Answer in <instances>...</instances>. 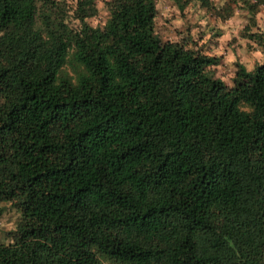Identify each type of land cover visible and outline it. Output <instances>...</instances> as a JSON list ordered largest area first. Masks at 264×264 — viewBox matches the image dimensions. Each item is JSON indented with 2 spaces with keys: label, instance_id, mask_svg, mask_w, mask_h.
Here are the masks:
<instances>
[{
  "label": "trees",
  "instance_id": "obj_1",
  "mask_svg": "<svg viewBox=\"0 0 264 264\" xmlns=\"http://www.w3.org/2000/svg\"><path fill=\"white\" fill-rule=\"evenodd\" d=\"M65 1L0 0V202L19 213L0 264H264V31L225 85L218 57L154 33L155 0L76 28ZM191 1L252 25L264 7Z\"/></svg>",
  "mask_w": 264,
  "mask_h": 264
},
{
  "label": "rangeland",
  "instance_id": "obj_2",
  "mask_svg": "<svg viewBox=\"0 0 264 264\" xmlns=\"http://www.w3.org/2000/svg\"><path fill=\"white\" fill-rule=\"evenodd\" d=\"M108 1L92 0V14L80 21L74 13L75 0H66L65 22L72 28L80 26L82 22L92 27L102 25L107 17ZM210 1L218 5L222 0ZM212 12L196 1L179 8L174 0H155L153 31L161 40L175 41L186 48L218 57V63L210 66L209 72L225 85H231L238 64L251 69L262 60L260 47L243 33L248 27L250 32L256 29L264 31V7H260L255 14L254 25L241 8L234 9L225 20L215 18ZM65 69L70 73L68 68ZM18 218L16 209L6 202H0V242L7 240L6 233L15 228Z\"/></svg>",
  "mask_w": 264,
  "mask_h": 264
}]
</instances>
